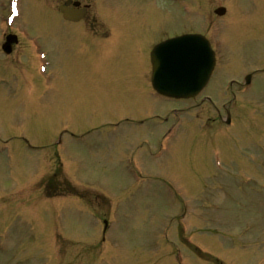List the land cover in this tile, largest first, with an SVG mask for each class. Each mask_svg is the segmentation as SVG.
<instances>
[{"label": "rangeland", "instance_id": "374dc122", "mask_svg": "<svg viewBox=\"0 0 264 264\" xmlns=\"http://www.w3.org/2000/svg\"><path fill=\"white\" fill-rule=\"evenodd\" d=\"M15 1L49 81L36 88L37 57L0 72V264H264V76L228 85L264 68V0H82L75 27L59 0ZM184 31L217 47L211 103L148 87L146 51ZM137 158L142 178L126 174Z\"/></svg>", "mask_w": 264, "mask_h": 264}, {"label": "water", "instance_id": "95a60500", "mask_svg": "<svg viewBox=\"0 0 264 264\" xmlns=\"http://www.w3.org/2000/svg\"><path fill=\"white\" fill-rule=\"evenodd\" d=\"M151 56L153 87L163 95L177 98L192 97L199 92L214 64L208 43L194 35L165 41L154 48Z\"/></svg>", "mask_w": 264, "mask_h": 264}, {"label": "snow or ice", "instance_id": "6c2138e0", "mask_svg": "<svg viewBox=\"0 0 264 264\" xmlns=\"http://www.w3.org/2000/svg\"><path fill=\"white\" fill-rule=\"evenodd\" d=\"M13 12H15V5H13Z\"/></svg>", "mask_w": 264, "mask_h": 264}, {"label": "flooded vegetation", "instance_id": "af4514ba", "mask_svg": "<svg viewBox=\"0 0 264 264\" xmlns=\"http://www.w3.org/2000/svg\"><path fill=\"white\" fill-rule=\"evenodd\" d=\"M13 49H14V48L12 47V48H11V53H13Z\"/></svg>", "mask_w": 264, "mask_h": 264}]
</instances>
